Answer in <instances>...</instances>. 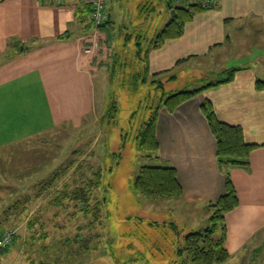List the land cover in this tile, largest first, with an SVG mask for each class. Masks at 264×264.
Returning a JSON list of instances; mask_svg holds the SVG:
<instances>
[{"label": "crops", "instance_id": "1", "mask_svg": "<svg viewBox=\"0 0 264 264\" xmlns=\"http://www.w3.org/2000/svg\"><path fill=\"white\" fill-rule=\"evenodd\" d=\"M123 1L139 2L110 0L108 20L124 14ZM86 5L85 0H0V152L53 132L62 123L78 126L92 114L94 78L99 76V66L104 65L106 72L108 66L84 53L87 28L77 16ZM164 13L170 17L169 10ZM253 23L264 35V0H218L217 8L196 14L179 38L151 50L147 60L149 74H159L164 87L187 77L188 64L200 73L240 69L231 82L198 93L171 113L160 108L156 140L160 161L176 171L181 187L178 199L183 204L205 206L217 201L225 193L229 174L238 206L224 215V247L227 261L241 264L240 258L264 242V90L254 87L257 79L264 80V56L248 65L253 61L251 49L258 46L247 45L245 40L239 45L237 39L243 32L247 34L243 37L249 38L252 32L257 35ZM206 99L219 121L241 127L245 142L257 145L249 153L247 166L218 167L216 141L200 109ZM168 232L163 235L166 246L155 248L150 242L145 248L149 258L142 261L173 264L176 236ZM22 235L0 255V264H109L105 258L94 260L84 249L45 253L40 241L26 247L23 241L34 236ZM155 253L160 260L151 258Z\"/></svg>", "mask_w": 264, "mask_h": 264}, {"label": "rangeland", "instance_id": "2", "mask_svg": "<svg viewBox=\"0 0 264 264\" xmlns=\"http://www.w3.org/2000/svg\"><path fill=\"white\" fill-rule=\"evenodd\" d=\"M154 1L157 6L151 13V24L144 26L145 31L139 19H133L141 11L135 5L137 2L123 1L124 14L113 15L103 32L98 29L94 33L100 49L97 61L108 67L106 72L104 65L99 66V76L94 78L92 114L78 126L62 123L53 132L29 138L0 152V231L3 229L0 236L11 232L13 242L22 234L23 237L45 235L54 247L61 248L62 240L78 235L80 245L89 249L94 260L105 258L109 264H146L142 260L149 258L145 248L150 242L158 247L166 246L163 234L153 228L150 221L167 220L182 234L210 226L212 212L208 205H186L177 197L146 198L131 188L139 167L149 164L136 150L137 130L161 94L160 90H155L157 84L153 81L162 78L154 79L148 71L143 82V73L139 72L143 63L134 54L135 41L140 39L136 37L141 35L143 46H148V40L169 18V14L165 18L164 13L168 10L167 0ZM170 1L178 5L188 0ZM260 28L257 25L258 34L252 32L249 38L243 37L247 35L245 32L238 34V43L245 40L247 45L258 46L251 49L249 59L253 61L248 65L254 64L256 57L264 56V35L259 32ZM114 56L125 62V66H119ZM187 67L191 68L187 77L165 85L166 91L198 88L217 80L221 72L200 73L192 64ZM97 171L100 177L96 186ZM21 186L24 187L19 190ZM77 190H83L84 194ZM23 242L24 246H30L29 240ZM46 242H39L41 248ZM52 250L45 253L53 254ZM151 258L159 259L160 255ZM240 259L244 264H264V242L251 255ZM222 264L241 263L226 260Z\"/></svg>", "mask_w": 264, "mask_h": 264}, {"label": "trees", "instance_id": "3", "mask_svg": "<svg viewBox=\"0 0 264 264\" xmlns=\"http://www.w3.org/2000/svg\"><path fill=\"white\" fill-rule=\"evenodd\" d=\"M136 5L141 11L139 10L140 14L133 19H139V24L142 25V30L145 31L144 26L152 22L151 13L155 11L157 2L154 0H141L137 2ZM217 6L218 0H193V2L188 0L178 5H172L170 0L166 1V7H168L171 13L168 20L163 24L160 30L151 36L148 40V46H143L141 35L136 37L140 39L135 41L134 44V54L138 57L137 59L143 63L141 71H139L143 73V82L147 79L148 53L151 50L161 47L167 40L179 38L184 32L185 24L191 21L196 14L202 11L215 9ZM90 12L91 7L87 4L83 11L80 10V15L77 16L79 23L84 24L85 28H87V34L89 32L91 33L93 30L89 18ZM109 23L110 18L108 20L107 17L106 21L99 26L98 29L103 32ZM129 35L131 37L132 34ZM126 39L128 40L129 37L127 36ZM115 57L116 56L113 58L115 59ZM118 60L119 57L114 61L117 62ZM125 64V62L118 61L119 66L124 67ZM238 70L240 69H225L217 75V78H219L215 81L205 83L192 90L183 89L170 92L165 90L163 80L156 79L159 78L157 77L159 74L152 76L156 79L153 81L157 84L155 90H160L161 94L159 99H157L154 109L151 110L148 117L140 123L137 130L135 139L136 150L141 153V158L149 161V164L139 167L138 173L131 183V188L134 192L146 198L180 197L181 187L177 181L174 167L160 161L159 147L156 140V121L158 112L160 108L164 107L171 113L176 107L188 101L198 93L231 82ZM254 87L257 91L264 90V80L257 79ZM200 109L216 141V160L218 167L220 169H229L231 167L247 166L249 153L252 149L257 147V145L245 142L241 127L219 121L215 116L213 106L209 100L206 99ZM122 143L123 145H121V147L124 148L125 143ZM95 175L97 178L95 185L97 186L100 172L97 171ZM77 191L84 194L83 190ZM78 196L79 195L75 196L76 200L80 199ZM95 203L98 205L100 202L97 201ZM208 206L212 212L210 216V226L202 231L182 234L180 230L177 231L176 227L168 223V221L149 222L153 228L159 230V233L164 235L166 232L169 233L168 231L170 230L176 236V241L173 243V259H175L173 262L175 264H222L228 260L229 254L224 247L226 235L224 215L238 206L237 192L228 173H226L225 179V193L217 201L210 202ZM128 218L130 217L128 216L127 219ZM36 241H40L41 243L47 241V244L43 247L45 252L48 249H58L52 245V241L48 242L45 235H39V238L35 236L32 237L30 246H32L31 243L35 245ZM34 245L32 247H34ZM61 245V248L84 249L89 251L84 245H80L78 235H76L74 239L67 238L62 240ZM153 247L158 248V245L153 244ZM77 257L79 256L76 255V258Z\"/></svg>", "mask_w": 264, "mask_h": 264}, {"label": "built area", "instance_id": "4", "mask_svg": "<svg viewBox=\"0 0 264 264\" xmlns=\"http://www.w3.org/2000/svg\"><path fill=\"white\" fill-rule=\"evenodd\" d=\"M109 2L110 0H85V3L89 4L91 7L89 18L93 30L84 37V53L89 55L93 62L97 61L96 54H100L94 33L96 34L98 27L107 19V7ZM12 236L11 232H5L0 236V255L12 243Z\"/></svg>", "mask_w": 264, "mask_h": 264}]
</instances>
